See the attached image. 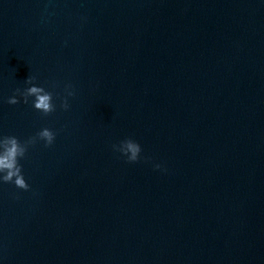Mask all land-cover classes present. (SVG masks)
Listing matches in <instances>:
<instances>
[{"label": "water", "instance_id": "1", "mask_svg": "<svg viewBox=\"0 0 264 264\" xmlns=\"http://www.w3.org/2000/svg\"><path fill=\"white\" fill-rule=\"evenodd\" d=\"M29 75L70 108L6 103ZM45 125L30 189L0 184L2 264H264L262 0H0V132Z\"/></svg>", "mask_w": 264, "mask_h": 264}, {"label": "clouds", "instance_id": "2", "mask_svg": "<svg viewBox=\"0 0 264 264\" xmlns=\"http://www.w3.org/2000/svg\"><path fill=\"white\" fill-rule=\"evenodd\" d=\"M23 85L13 89L6 103L30 105L31 109L41 116H48L57 108L67 111L70 108V98L75 95L70 82H64L61 90L54 92L53 89L59 86L57 82H39L35 75H29ZM56 136L57 131L46 125L23 138L0 132V184H11L16 189L28 191L30 185L26 179L22 161L26 159L30 149L36 145L43 148L51 146ZM111 147L126 162L134 163L143 158L140 143L130 137L119 140ZM152 166L155 169L161 168L160 163H153Z\"/></svg>", "mask_w": 264, "mask_h": 264}]
</instances>
